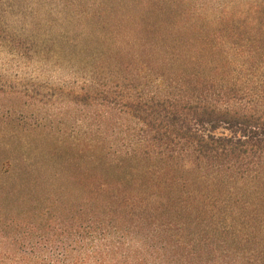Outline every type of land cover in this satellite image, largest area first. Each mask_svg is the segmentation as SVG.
<instances>
[{
    "label": "trees",
    "instance_id": "obj_1",
    "mask_svg": "<svg viewBox=\"0 0 264 264\" xmlns=\"http://www.w3.org/2000/svg\"><path fill=\"white\" fill-rule=\"evenodd\" d=\"M53 9L68 169L0 188V264H264V0H0V46Z\"/></svg>",
    "mask_w": 264,
    "mask_h": 264
},
{
    "label": "rangeland",
    "instance_id": "obj_2",
    "mask_svg": "<svg viewBox=\"0 0 264 264\" xmlns=\"http://www.w3.org/2000/svg\"><path fill=\"white\" fill-rule=\"evenodd\" d=\"M54 9L40 16L26 47L18 50L22 55L0 46V188L19 189L44 174L67 173L61 133L67 116L75 115L65 109L61 89L79 83L81 44L91 43L83 41L75 18ZM22 13L4 15L14 33L28 27L30 17Z\"/></svg>",
    "mask_w": 264,
    "mask_h": 264
}]
</instances>
